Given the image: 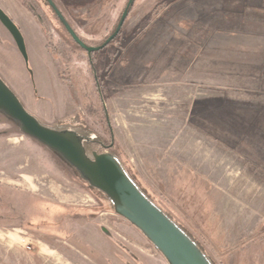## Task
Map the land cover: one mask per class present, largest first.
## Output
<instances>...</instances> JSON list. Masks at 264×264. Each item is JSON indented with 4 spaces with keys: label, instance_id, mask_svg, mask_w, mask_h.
Here are the masks:
<instances>
[{
    "label": "rangeland",
    "instance_id": "rangeland-1",
    "mask_svg": "<svg viewBox=\"0 0 264 264\" xmlns=\"http://www.w3.org/2000/svg\"><path fill=\"white\" fill-rule=\"evenodd\" d=\"M26 1L44 19L17 10L28 58L13 39L0 44V75L25 107L58 130L82 114L94 150L132 167L214 264H264V0H136L91 60L61 25L55 33L48 7ZM128 1L57 0L94 46ZM231 199L254 226H232ZM0 264L169 263L0 112Z\"/></svg>",
    "mask_w": 264,
    "mask_h": 264
},
{
    "label": "water",
    "instance_id": "water-1",
    "mask_svg": "<svg viewBox=\"0 0 264 264\" xmlns=\"http://www.w3.org/2000/svg\"><path fill=\"white\" fill-rule=\"evenodd\" d=\"M48 1L74 41L91 55L107 46L119 34L136 0L128 1L114 33L95 46L84 41L53 0ZM0 24L27 59L24 36L1 6ZM0 112L14 120L23 134L61 155L92 188L102 191L113 203L115 212L136 226L169 264H212L196 242L138 188L115 153L94 150L91 156L84 145V138L76 131L58 130L42 123L25 107L1 75Z\"/></svg>",
    "mask_w": 264,
    "mask_h": 264
},
{
    "label": "trees",
    "instance_id": "trees-1",
    "mask_svg": "<svg viewBox=\"0 0 264 264\" xmlns=\"http://www.w3.org/2000/svg\"><path fill=\"white\" fill-rule=\"evenodd\" d=\"M30 71L32 72V69L29 67ZM95 70V68H94ZM99 93L102 94V91L99 90ZM59 125L63 126L65 129H72L76 131L79 135H81L84 138V145L89 153V155L92 156V151H94L95 148H93L98 142H101L98 138V135L96 132L92 129L91 125L86 121V119L82 116V114H78L74 118H69L67 120H64L63 122H59ZM93 149V150H92ZM115 157L118 159V161L123 166L124 170L127 172L129 177L132 179V181L138 186V188L155 204L157 205L161 210H163L173 221H175L195 242L196 244L204 251V253L207 255L208 259L212 264L214 262L209 257L207 252L204 250L202 245L199 243V240L185 227L184 224H182L180 221L175 218L169 210L165 208V206L157 199L155 194L148 189L142 181L140 180L139 176L136 174L134 169L131 167H126V165L120 160V158L115 154ZM84 179V178H83ZM86 183L88 181L84 179ZM89 184V183H88ZM95 189V188H93ZM99 191L101 194L105 195L102 191L95 189Z\"/></svg>",
    "mask_w": 264,
    "mask_h": 264
},
{
    "label": "flooded vegetation",
    "instance_id": "flooded-vegetation-1",
    "mask_svg": "<svg viewBox=\"0 0 264 264\" xmlns=\"http://www.w3.org/2000/svg\"><path fill=\"white\" fill-rule=\"evenodd\" d=\"M37 1H39L40 3H41V5L42 6H44V7H48V9H49V11L53 14V16H54V18H51V20H52V25H53V28H54V31H55V33H57L59 36H62V34L58 31V30H60L58 27H57V25H61L63 28H64V30L66 31V33H67V35L68 36H71L70 34H69V32L67 31V29L65 28V26L61 23V21H60V19L58 18V16H57V14L55 13V10L53 9V7H52V5L49 3V1L48 0H37ZM54 1V3L57 5V7L63 12V10H62V8H61V6L59 5V3L57 2V0H53ZM4 2H5V4H7V5H9L10 6V8H11V10L13 11V15L12 14H9L10 15V17L13 19V21H15V23L17 24L18 22H17V20H16V17H17V10L19 9V6H21V7H26V8H29L33 13H34V15L35 16H39L40 18H41V16L40 15H38V13L36 12V9H35V7H34V5L32 4V3H30V2H28V1H26V0H4ZM18 7V8H17ZM3 8V7H2ZM4 9V8H3ZM5 10V9H4ZM6 11V10H5ZM64 13V12H63ZM64 15H65V13H64ZM65 17H66V19L69 21V23H71V25L74 27V25L72 24V22L70 21V19L65 15ZM41 19H43V18H41ZM44 20V19H43ZM59 23H58V22ZM58 23V24H57ZM18 25V24H17ZM19 28H20V26H19ZM75 28V27H74ZM21 30V29H20ZM73 39V38H72ZM74 40V39H73ZM79 45V44H78ZM90 45V44H89ZM100 45V44H99ZM80 46V45H79ZM49 47V46H48ZM47 47V48H48ZM81 47V46H80ZM106 47V46H105ZM104 47V48H105ZM82 49H84L83 47H81ZM49 49V48H48ZM103 49V48H102ZM102 49H100V50H102ZM85 50V49H84ZM100 50H98V51H100ZM98 51H95V52H98ZM88 53V52H87ZM94 53V52H93ZM92 53V54H93ZM92 54L90 55L89 53H88V55H89V57H90V60L92 59ZM91 63H92V61H90ZM106 146H109V145H107L106 144Z\"/></svg>",
    "mask_w": 264,
    "mask_h": 264
},
{
    "label": "crops",
    "instance_id": "crops-1",
    "mask_svg": "<svg viewBox=\"0 0 264 264\" xmlns=\"http://www.w3.org/2000/svg\"><path fill=\"white\" fill-rule=\"evenodd\" d=\"M0 6L3 7L7 11L8 14H12V15L14 14L10 6L5 4L4 0H0ZM18 17L19 16L16 17L17 22L19 21ZM5 32L6 31L0 26V39H1L0 44L7 43V42L9 44H12L11 37ZM0 52H1V49H0ZM0 60H1V55H0ZM232 200L233 199H231L232 226L235 228L241 227V229L254 226L250 223L251 215H248V213H246V211L244 210L242 211L241 207L239 206V204L236 202L235 199L233 200L234 202ZM238 221H240V223H238Z\"/></svg>",
    "mask_w": 264,
    "mask_h": 264
}]
</instances>
